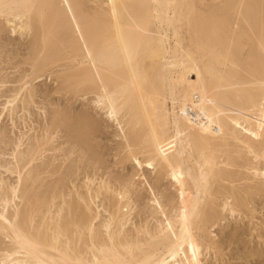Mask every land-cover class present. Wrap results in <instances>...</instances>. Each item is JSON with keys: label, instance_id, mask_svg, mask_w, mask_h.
Wrapping results in <instances>:
<instances>
[{"label": "bare ground", "instance_id": "obj_1", "mask_svg": "<svg viewBox=\"0 0 264 264\" xmlns=\"http://www.w3.org/2000/svg\"><path fill=\"white\" fill-rule=\"evenodd\" d=\"M68 1L0 0V16L32 31L39 67L67 61L62 90L93 86L109 118L122 113L132 152L125 158L140 155L179 179L186 196L165 223L144 224L133 235L124 230L117 203L127 191L120 189L114 212L96 230L89 204L110 188L106 181L87 190L85 203L74 192L52 213L57 183L47 199L28 196L37 180L27 169L33 155L12 154L5 171L16 180L0 179V264H191L201 252L219 262L222 239L214 240L211 227L247 217L264 197V0H113L111 11L76 27ZM64 14L68 21L56 25ZM84 121L79 137L93 133ZM41 202L52 213L44 227L43 214L35 222Z\"/></svg>", "mask_w": 264, "mask_h": 264}, {"label": "rangeland", "instance_id": "obj_2", "mask_svg": "<svg viewBox=\"0 0 264 264\" xmlns=\"http://www.w3.org/2000/svg\"><path fill=\"white\" fill-rule=\"evenodd\" d=\"M112 2L113 0H70L65 8H75V17L72 15L70 21L76 27L81 19L91 18L95 12L111 11L109 8ZM2 17L4 16H0V179L5 183L15 182V173L7 172L5 168L13 167V157L17 154L31 153L33 160L27 165V169L36 173L37 180L31 189L27 188V195L35 193L37 197L47 199L49 191L57 183V189L61 190L53 200L54 206L49 209L51 212L60 206L61 200H69L74 192L85 203L87 190L92 192L106 181L110 188L89 204L95 216L92 222L94 229L102 231L99 225L107 221L114 212L116 200L114 202L113 197L120 189L127 191L125 198L117 203L122 209L120 214L124 219L126 232L134 235V229L144 224L152 227L156 224L155 220H165V223L186 196L185 188L178 183L180 180L162 175L159 167L153 168L140 155L125 158L131 148L125 144L122 113L109 118L106 110L96 104V96L91 92L93 86L81 92L76 91L77 93L62 90L58 78L68 71L67 61L39 67L41 60H33L31 57L33 51L30 45L34 38L32 31L17 29V20L10 26V22L5 21L7 18L4 17V20ZM55 19L57 25L60 20L68 21V16L64 14V17ZM58 26L50 30L54 31ZM193 78L191 72L189 80ZM27 90L30 92L26 93ZM27 94H30L29 98ZM13 98L16 100L11 109L6 103ZM84 119L91 124L93 133L79 137V133L75 131L81 128L79 123L82 125ZM58 194L62 196L61 199ZM261 198L254 200V208L248 206L253 208L254 212H250L252 214L246 212L247 217L241 219L229 216V222L225 218L214 229L211 227L209 230L212 236L215 233L214 240L222 239L218 243L221 249L219 262L214 260L213 255L210 254L208 258V254L201 252L194 263L190 260L191 264H264V243L261 244L264 242V197ZM82 202L81 205L84 204ZM22 205L23 203L19 204L20 208ZM39 210L41 213L35 222H39L43 214L44 227L51 222L47 217L53 212L45 213L44 202L40 203L37 208ZM253 251L260 255H255V252L256 257H251Z\"/></svg>", "mask_w": 264, "mask_h": 264}, {"label": "snow or ice", "instance_id": "obj_3", "mask_svg": "<svg viewBox=\"0 0 264 264\" xmlns=\"http://www.w3.org/2000/svg\"><path fill=\"white\" fill-rule=\"evenodd\" d=\"M262 126H264V125H262ZM0 219H2V217H0ZM20 239V237L18 236L17 237V240H19ZM193 246L191 245V243H189V248L191 249ZM193 251H194V253H195V249H193ZM193 261H195V254L193 255Z\"/></svg>", "mask_w": 264, "mask_h": 264}]
</instances>
